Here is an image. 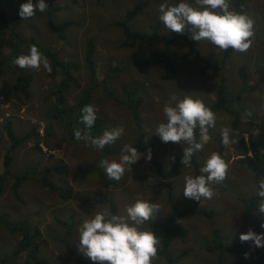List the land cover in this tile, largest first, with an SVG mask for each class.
I'll return each mask as SVG.
<instances>
[{
	"label": "rangeland",
	"instance_id": "374dc122",
	"mask_svg": "<svg viewBox=\"0 0 264 264\" xmlns=\"http://www.w3.org/2000/svg\"><path fill=\"white\" fill-rule=\"evenodd\" d=\"M25 0H0V12L6 20L18 14ZM163 0H76L71 5L67 0H54L53 6L58 11L52 15L53 23L72 20L78 23L61 33L62 39L50 34L45 24L44 13L37 12L30 19L10 26L0 23V173L4 155L11 156L9 171L12 176H25L15 181V195L12 193L14 180L6 178L0 185V218L3 223L12 226L22 225L24 230L37 237L36 263L39 264H94L78 249L79 226L96 211L108 208L112 214H118L126 205H132L137 199L158 203L160 212L151 222L159 224L169 215L166 192L158 186L160 179L154 167L143 153L131 169H126L120 181L109 179L99 166L102 159L118 160L124 145L135 144V128L128 109L120 104L126 99H139L137 108L141 123L142 145L150 146L152 155L164 170H168L173 157H182L183 142L164 143L155 129L161 122H166L163 106L172 95L182 99L184 95L201 98L205 104L215 99L214 89L218 84L217 72L209 69L204 74L198 73V66L189 57H184L185 44L175 41L169 47V54L174 64V72L163 70L159 63L152 66H138L136 62L146 57L151 51L161 50L158 45H140L131 43L123 46L120 28L113 26V21H126L130 31L149 33L153 25L158 26L159 34L169 30L159 21V5ZM179 0H169L178 3ZM33 3H36L33 2ZM242 5L254 21L252 45L245 53L228 49L223 61V73L226 79L228 96L233 99L240 93L238 100L232 103L236 114L214 112L216 127L210 129L212 139L201 152L194 154L195 167L181 166L178 173L168 182L171 185V197L178 209L192 206L193 199L183 194L184 177L200 175L199 168L213 151L219 152L227 162V177L220 183L211 185L215 195L204 199L198 207L213 212L209 219L199 214H186L179 219L187 229L183 240H172L169 247L171 257L181 254L176 264H214L216 253L208 251L212 231L218 230L226 237V242L240 241L242 233L249 229L256 233L264 232V214L256 211L249 216L243 213L242 199L256 193L255 177L246 167L239 166L236 160V143L218 151L216 140L221 137V129H230V138L242 133L245 138L252 135L260 141L259 149L264 153V0H232V9ZM129 19V20H128ZM188 35L191 32L188 30ZM33 38L43 47L57 53L60 60L73 61L80 65L75 76L80 88H69L64 94L67 106H74L83 90L89 87V102L97 110V116L106 129L123 127L122 136L112 144L113 154L104 158L99 151L85 142L72 141L71 130L62 128L54 117H59L55 90L61 77L47 72L43 65L39 69H20L14 65L17 55L28 54L23 46L13 47V37ZM87 39L93 43L92 61L94 84L91 88L88 70L83 62ZM200 56L211 66L221 61L223 50L207 41H195ZM244 65L248 89L240 91L241 84L237 75L238 68ZM29 73L32 77L28 86L29 98L24 100L13 89L16 71ZM105 94L107 96H105ZM250 113V115H248ZM55 120H54V119ZM235 119L238 123H233ZM9 123L16 137L27 134L28 141L16 145L10 150V142L5 135L4 125ZM199 132V130L197 129ZM222 138V137H221ZM57 149L62 155L56 156ZM44 179L53 186V191L40 183ZM63 222L66 226H61ZM69 224V225H68ZM152 228L161 239V229ZM66 228L69 233L66 236ZM12 231L13 229H9ZM0 226V260L7 259L21 238L20 232H10ZM66 238L67 241H64ZM242 254H230L223 258L224 264H252V254L258 252L264 258V247L254 248L249 242H243ZM245 253H248L245 258ZM27 253L22 251L11 260L0 264H24ZM32 264V263H30ZM35 264V263H34ZM107 264V262H104ZM153 264H166L162 257Z\"/></svg>",
	"mask_w": 264,
	"mask_h": 264
},
{
	"label": "clouds",
	"instance_id": "9594fccd",
	"mask_svg": "<svg viewBox=\"0 0 264 264\" xmlns=\"http://www.w3.org/2000/svg\"><path fill=\"white\" fill-rule=\"evenodd\" d=\"M47 8L45 0H36V3L27 0L20 5L18 15L27 20L37 12L44 13ZM159 13V21L170 32L184 34L189 30L192 40L207 41L220 50L231 48L233 51L245 53L252 45L254 21L246 12L233 10L232 0H179L175 4L163 0L159 5ZM13 63L20 69H39L43 65L47 72L52 71L47 57L36 45L31 46L28 54L15 57ZM81 113L80 122L85 127L74 131L76 140H83L92 147L103 149L122 136L123 127L106 129L102 135L93 136L91 129L97 119V110L92 105H85ZM163 113L166 122L158 124L155 135L164 143L186 144L187 147H183L181 163L191 168L194 154L201 152L212 139L209 130L216 127L215 113L201 98L193 95H184L182 99L172 95L164 104ZM221 137L225 147L236 143V140L230 138L228 127L221 129ZM61 155L57 149L56 156L59 158ZM142 156L144 154L138 153L134 146L126 144L118 160L102 159L99 166L104 169L109 179L120 181L126 169H131L130 166L136 164ZM151 158L149 150L146 159L150 161ZM229 166V162L219 152H211L199 168L200 175L184 177L185 198L196 201L201 198L212 199L215 193L211 185L226 179ZM255 189L260 198L256 211L259 216L264 214V175L258 183L255 182ZM158 212V203H149L143 199H137L130 206L126 205L118 214H112L108 208L96 211L79 226L78 249L94 264H153L158 259L161 239L152 228L144 225L153 220ZM261 227L264 228V223ZM239 239L242 243L249 242L254 248L264 247V232L258 234L249 229ZM247 256L248 253H245V258Z\"/></svg>",
	"mask_w": 264,
	"mask_h": 264
},
{
	"label": "trees",
	"instance_id": "16d2710c",
	"mask_svg": "<svg viewBox=\"0 0 264 264\" xmlns=\"http://www.w3.org/2000/svg\"><path fill=\"white\" fill-rule=\"evenodd\" d=\"M36 0H33L35 2ZM54 0H45L48 4V8L46 10L45 15V24L47 30L50 34H54L58 39H62L61 33L63 35V31L72 27L77 26L78 23L67 20L62 21L61 23H53L52 22V15L58 11V7L53 6ZM71 5L76 4V0H67ZM25 0L23 3H26ZM238 8L236 11L242 10V5L237 4ZM21 19L18 14L14 15L10 20H6L0 12V23L2 27H8L11 25L10 32H12V28L15 24H18ZM129 20V19H128ZM113 26L120 28L122 37H123V46L129 45L131 43H137L140 45H158L161 50L159 51H151L146 57L138 60L136 65L138 66H152L154 63H159L162 65L163 70L173 74L174 72V64L169 54V47L177 40L182 41L185 44V54L184 57H189L192 63L198 66V73L200 75L204 74L207 70L212 69L217 72L218 75V84L214 89L215 99L211 103H207L206 106H209L213 112H223L226 114H236V110L233 108L232 103L234 100H238L240 97V93H238L235 98L231 99L228 96L227 84L226 79L223 73V61L228 53V50L223 51L221 55V61L216 66H211L208 61L200 56V53L196 49L195 41L192 40L190 35H188V30L184 32V34H178L168 31L166 34H159L157 29V25H153L150 28V32L143 34L135 31H130L126 25V21H113ZM32 45H36L38 49L43 53L44 56L47 57L48 61L50 62V66L52 68V72H58L61 79L57 84L55 95H56V102L58 104V111L62 110V108H68L64 111H59L60 115L54 116L56 118L55 121L62 128H67L68 131L71 130L72 135L70 136L73 141H78L74 137V131L76 129H83L85 126L80 122V117L82 115L81 109L88 105L89 102V87L85 88L81 94V96L76 100L74 106H67L64 94L69 90L70 87L73 89H79V81L77 80L75 74L78 71L80 65L73 61H63L60 60L57 56V53L51 49L41 46L37 42L33 40V38H19L16 35L13 37V47L23 46L25 49L30 50ZM83 62L88 70V79L90 83V87L94 88L96 85L94 84V70H93V61H92V52H93V43L91 39H87L85 51H84ZM19 56V55H17ZM4 60L0 59V66ZM237 75L240 80L241 89L240 91H246L248 89L247 85V78L245 74V67L241 65L237 70ZM31 75L29 73H25L20 69L16 71V78L13 84V89L17 91L24 100H28L29 98V91L28 86L31 82ZM105 96H107L105 94ZM233 101V102H232ZM139 99L131 100L126 99L124 103H120L124 105L132 118V122L135 128V144L132 145L136 149H143L145 155L150 150V146H143L142 145V131H141V123L140 118L138 115V106H139ZM235 124L238 123V120L235 119L233 122ZM106 128L103 125V121L97 116L96 122L91 129V133L93 136L102 135L103 131ZM5 135L10 142V150L13 149L16 145L20 143H24L28 141L27 134H23L20 137H16L13 135L9 123L4 125ZM197 139H199V132L196 130ZM236 146L238 147V155L240 158L236 160V163L239 166L246 167L255 177L260 179L262 175H264V153H262L259 149L260 141L256 140L255 137L252 135H247V138L240 133L236 139ZM84 142L83 140H79ZM216 145L218 151L222 150V138L220 136L217 137ZM94 147V146H93ZM97 149L101 155V157H106L108 155L113 154L112 145H106L103 149ZM122 150V149H121ZM9 152V150H8ZM6 153L3 158L2 162V170L0 173V185L2 181L6 178H10L14 180L12 185V193L15 195V190L17 187V183L15 181H20L25 178V176H12L9 171V166L11 162V156L9 153ZM121 152V151H120ZM151 160L154 167V171L157 177L160 179V183L158 186H162L166 192V202L168 204L170 213L159 224H155L151 221L146 222L149 227H159L161 229V243L158 246L157 256L162 257L166 264H176L178 260L181 258V254L171 257L168 253L170 244L172 240H183L187 235V229L181 225L179 219L185 216L186 214H199L204 218H211L214 214L210 211H205L202 208H199L197 205L199 201L193 199L192 206L188 208L178 209L176 205L173 203V199L171 197V185L169 184L168 180L172 179L179 171V168L182 165L181 160L182 157H175L171 166H169L168 170H164L161 165L156 162L152 155L151 151ZM192 166L195 167L196 163L195 160L192 159ZM40 183L48 188L49 191H53V186L49 181L42 179ZM259 197L256 193L246 199H242L243 203V213L245 216L251 215L253 212L256 211L258 207ZM61 226H66L65 223L59 222ZM5 226V228L10 231L9 229H13L10 232L17 231L20 232L21 238L18 241L17 245L14 247L12 254L7 257L8 261L11 260L16 254L25 251L27 253V259L25 260L24 264H39L36 263V254L38 252L37 245L33 243L34 239L37 237L36 232L34 234H30L29 231L24 230L22 225L12 226L9 223H3L2 219L0 218V226ZM69 225V224H68ZM69 230L66 228V236L68 235ZM64 241H67L64 238ZM211 242L212 246L207 248L208 251L217 252L216 253V262L214 264H224L223 258L230 254H242L243 252V244L241 241L236 242H226V237L222 235L218 230L212 231L211 234ZM7 259H1L0 262H6ZM239 264V263H236ZM252 264H264V258L258 253L254 252L252 254Z\"/></svg>",
	"mask_w": 264,
	"mask_h": 264
}]
</instances>
